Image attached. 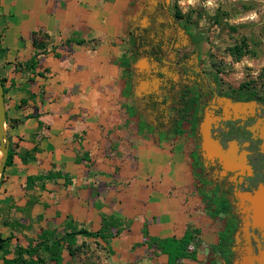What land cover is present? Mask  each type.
Returning <instances> with one entry per match:
<instances>
[{
    "label": "crops",
    "instance_id": "1",
    "mask_svg": "<svg viewBox=\"0 0 264 264\" xmlns=\"http://www.w3.org/2000/svg\"><path fill=\"white\" fill-rule=\"evenodd\" d=\"M147 2L0 0L7 135L18 151L37 150L28 164L15 158L0 186V238H12L11 251L47 233L98 232L113 218L112 237L92 239L111 264H167L160 241L186 232L199 262L219 259L211 247L227 213L199 184L192 140L152 130L132 107L133 90L151 93L150 83L137 84L132 53ZM89 240L76 236L77 246ZM62 256L63 264L76 257L66 245Z\"/></svg>",
    "mask_w": 264,
    "mask_h": 264
},
{
    "label": "flooded vegetation",
    "instance_id": "2",
    "mask_svg": "<svg viewBox=\"0 0 264 264\" xmlns=\"http://www.w3.org/2000/svg\"><path fill=\"white\" fill-rule=\"evenodd\" d=\"M147 3L133 32L132 53L137 84L150 83L151 93L133 90L132 107L152 130L171 136L186 134L192 140L199 184L213 206L227 213L219 243L211 247L219 259L199 262L192 233L189 249L194 259L183 263L238 264L249 257V249L256 255L264 249L261 231H243L245 215L238 198L264 186V95L220 85L200 58L199 43L171 12L169 3ZM218 98L228 99L230 106Z\"/></svg>",
    "mask_w": 264,
    "mask_h": 264
},
{
    "label": "rangeland",
    "instance_id": "3",
    "mask_svg": "<svg viewBox=\"0 0 264 264\" xmlns=\"http://www.w3.org/2000/svg\"><path fill=\"white\" fill-rule=\"evenodd\" d=\"M166 2L186 31L199 43V56L205 68L217 76L220 85L264 95V0ZM242 42L248 46L249 53L236 59L230 49ZM15 148L18 150L17 145ZM6 249L14 254L16 246L11 251L9 243ZM4 250L0 248V264ZM111 257L104 245L91 239L78 246L76 257L70 264H111ZM45 261L44 264H55L48 259Z\"/></svg>",
    "mask_w": 264,
    "mask_h": 264
},
{
    "label": "trees",
    "instance_id": "4",
    "mask_svg": "<svg viewBox=\"0 0 264 264\" xmlns=\"http://www.w3.org/2000/svg\"><path fill=\"white\" fill-rule=\"evenodd\" d=\"M35 45L37 47V50H43L45 47L44 43H39L38 41H35ZM248 46L245 42H242L240 45H236L230 49L231 55L236 58L240 59L246 54L249 53L247 50ZM1 52V51H0ZM38 55V54H37ZM36 56L34 59H32L29 64L27 65V68L29 70H34L36 66ZM3 86L5 79L2 78ZM4 92L5 95L8 93V91L5 89L4 86ZM37 152V150L32 151H24L20 152L16 150L15 146H10L9 149V157L6 163V168L10 167L14 164V160L17 157H20L23 163L28 164L30 162L34 161V154ZM5 173V172H4ZM54 177L52 174H48L45 176H39L37 180L44 181V180H50ZM35 182V177H28L27 178V187L32 188ZM4 183V174L1 176L0 179V186ZM118 223V226L115 224ZM119 227L120 224L117 220L113 218L104 219L103 226L100 231L98 232H89L85 229H80L79 231H72L71 233H67L63 237H53L51 236V233L49 234V237L42 236L41 237V243L36 245H30L29 248H24L21 246H16V250L14 251V257L9 258L8 256L11 254V252L6 249V247H9V243L11 242L12 238L2 239L0 238V248L5 249L3 251V258L1 264H44L46 261L45 259H48L49 261L54 262L55 264H63V256L62 252L65 248V245L67 247V250L69 252V255L71 257L76 256V252L78 251V246L76 242V236H84L90 239H102L103 241H106L108 238L112 237V233L110 231L113 227ZM109 231V233H108ZM193 240V234L192 232H186L184 236L180 239L177 238H165L160 241L159 248L161 250V253L167 257L168 264H184L183 260L193 258L194 255L190 252V244ZM47 242V244H46ZM44 245V249L41 248V246ZM45 254L44 257L41 255Z\"/></svg>",
    "mask_w": 264,
    "mask_h": 264
},
{
    "label": "water",
    "instance_id": "5",
    "mask_svg": "<svg viewBox=\"0 0 264 264\" xmlns=\"http://www.w3.org/2000/svg\"><path fill=\"white\" fill-rule=\"evenodd\" d=\"M219 103H226L229 107L230 103L226 98H218ZM7 114L5 106V92L3 81L0 75V179L4 174L6 163L9 157L10 141L7 135ZM206 141L208 136L205 135ZM238 198L241 202L240 208L245 215V223L243 231L247 232L249 228L258 229L264 237V186H260L254 194L240 193ZM248 233V232H247ZM238 264H264V249L259 250L256 255L253 249H249V257Z\"/></svg>",
    "mask_w": 264,
    "mask_h": 264
},
{
    "label": "bare ground",
    "instance_id": "6",
    "mask_svg": "<svg viewBox=\"0 0 264 264\" xmlns=\"http://www.w3.org/2000/svg\"><path fill=\"white\" fill-rule=\"evenodd\" d=\"M0 158H1V153H0Z\"/></svg>",
    "mask_w": 264,
    "mask_h": 264
}]
</instances>
